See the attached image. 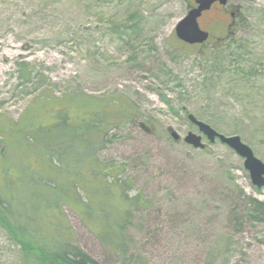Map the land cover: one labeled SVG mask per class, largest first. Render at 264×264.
<instances>
[{
	"label": "rangeland",
	"instance_id": "374dc122",
	"mask_svg": "<svg viewBox=\"0 0 264 264\" xmlns=\"http://www.w3.org/2000/svg\"><path fill=\"white\" fill-rule=\"evenodd\" d=\"M231 2L241 6L239 25L228 34L213 29L210 13L201 24L216 36L191 45L175 31L188 0H0V149L6 140L16 145L6 131L38 99L84 93L131 110L101 159L126 163L131 194L150 203L133 211L132 258L105 247L65 204L56 219L61 242L102 264H264V221L250 214V198L264 201V187L221 141L207 150L184 141L189 131L201 134L190 112L241 136L264 162V0ZM10 158L0 157V167L16 178ZM22 192L14 207L35 212ZM26 248L0 226V264H24Z\"/></svg>",
	"mask_w": 264,
	"mask_h": 264
},
{
	"label": "trees",
	"instance_id": "16d2710c",
	"mask_svg": "<svg viewBox=\"0 0 264 264\" xmlns=\"http://www.w3.org/2000/svg\"><path fill=\"white\" fill-rule=\"evenodd\" d=\"M75 97L77 103L72 102ZM89 97L82 93L44 102L38 99L24 113L28 126L25 119L15 124L16 131H6L14 133L16 145L6 140L0 157H13L14 170L6 169L19 176L8 177L0 167V226L27 247L24 264H102L79 246L58 238L62 227L56 219L64 204L105 247L127 261L133 256L129 234L133 211L150 203L140 193L131 194L134 182L126 177V163L101 159V151L119 139L113 131L123 127L131 110L119 101L94 102ZM57 103L62 106L48 107ZM78 106L86 112H77ZM48 115L52 121L46 123L42 119ZM20 190L24 197L33 198L35 212L14 207L13 196ZM250 199L251 216L263 222L264 201Z\"/></svg>",
	"mask_w": 264,
	"mask_h": 264
},
{
	"label": "water",
	"instance_id": "95a60500",
	"mask_svg": "<svg viewBox=\"0 0 264 264\" xmlns=\"http://www.w3.org/2000/svg\"><path fill=\"white\" fill-rule=\"evenodd\" d=\"M219 1L225 4L227 0H196L198 6L189 9L188 13L176 26V34L179 39L189 44H202L209 38V32L203 30L199 24V17L202 13L211 8L212 4ZM188 119L198 126L201 134L189 131L184 141L194 148L207 149L209 144L215 143L219 139L222 143L232 148L244 159V167L249 171L252 183L261 189L264 187V162L259 159L254 150L246 144L239 135H226L207 122L199 120L194 114L188 113ZM174 140L179 141L181 136L174 129H169ZM203 135L207 138V143L203 142Z\"/></svg>",
	"mask_w": 264,
	"mask_h": 264
},
{
	"label": "flooded vegetation",
	"instance_id": "af4514ba",
	"mask_svg": "<svg viewBox=\"0 0 264 264\" xmlns=\"http://www.w3.org/2000/svg\"><path fill=\"white\" fill-rule=\"evenodd\" d=\"M190 6L197 7L198 4L196 0H188L187 9ZM240 11H241V6L231 2V0H227L225 4H221L219 1H217L214 4H212V7L210 9L204 11L202 15L199 17V23L204 30L210 33L207 43H210L211 39L216 35H214L210 29L202 26L201 23L202 20L205 18V16L207 17L210 13L211 15L215 16V18H213L212 21L210 22V26L218 31L219 29L222 30L223 28H225L228 34L229 32L233 31L234 26L239 25L242 17Z\"/></svg>",
	"mask_w": 264,
	"mask_h": 264
},
{
	"label": "bare ground",
	"instance_id": "6f19581e",
	"mask_svg": "<svg viewBox=\"0 0 264 264\" xmlns=\"http://www.w3.org/2000/svg\"><path fill=\"white\" fill-rule=\"evenodd\" d=\"M7 47H11V48H14L15 49V46L14 45H9V46H7ZM2 47L0 46V49H1ZM0 76H1V72H0Z\"/></svg>",
	"mask_w": 264,
	"mask_h": 264
}]
</instances>
